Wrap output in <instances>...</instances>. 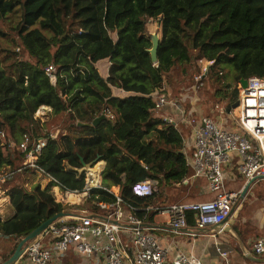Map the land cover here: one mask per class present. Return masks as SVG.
Segmentation results:
<instances>
[{
  "label": "trees",
  "instance_id": "obj_1",
  "mask_svg": "<svg viewBox=\"0 0 264 264\" xmlns=\"http://www.w3.org/2000/svg\"><path fill=\"white\" fill-rule=\"evenodd\" d=\"M151 19L162 26L157 63L148 51ZM103 60L110 62L108 77L97 68ZM50 65L56 68L55 83L45 71ZM224 69L239 82L264 79V0H0V176L12 174L0 186L16 210L8 221L0 217L2 263L12 255L9 244L15 251L56 214L81 211L57 202L50 187L27 190L28 178L38 173L16 172L22 158L14 156V145L24 134L46 139L39 164L62 187L82 191L80 156L87 164L100 157L102 186L116 187L126 203L145 208L151 197L136 198V182L157 180L162 196L166 187L181 188L193 171L187 141L166 107L156 109V98L164 94L194 117L216 120L217 109L202 115L195 105L209 80L221 82ZM201 73L198 87L195 76ZM228 86L214 94V108L226 101L229 108L239 98L238 91L229 97ZM114 89L134 95L117 97ZM43 106L64 118L52 133L36 118ZM106 110L113 118L92 125ZM99 166L103 163L92 169ZM88 200L94 211L97 200L115 198L97 188ZM137 214L143 218L147 212ZM196 221V213H188L192 228Z\"/></svg>",
  "mask_w": 264,
  "mask_h": 264
},
{
  "label": "built area",
  "instance_id": "obj_2",
  "mask_svg": "<svg viewBox=\"0 0 264 264\" xmlns=\"http://www.w3.org/2000/svg\"><path fill=\"white\" fill-rule=\"evenodd\" d=\"M211 64L212 62L207 63ZM207 65L203 66L205 74ZM45 71L55 83L56 68L50 65ZM203 78L204 73L195 76L198 87L203 85ZM239 100L237 114L233 119L236 128L230 129L222 121L211 117H194L180 109L175 102H170L164 94L156 98L158 111H162L169 104L177 107L182 121L191 130L193 151L189 160L193 171L178 186H188L198 178L206 179L210 191L214 194V198L207 201L160 206L157 201L159 183L148 178L136 182L132 188L138 199L151 197L147 207L138 208L126 203L116 187L104 188L101 178L92 185L89 181V170L84 169L80 171V177L85 176L84 189L68 190L47 174L39 164L47 146L46 139L24 134L19 144L14 145L22 158L21 166L16 172L33 169L49 178L53 189H57V194L59 193L60 199L55 197L57 202L72 204L74 197H90L91 191L97 188L106 190L115 200H97L94 203V211L85 210L59 218L46 232L28 244L23 258L26 257L35 264H53L56 254L64 258L68 251L74 249L89 259L94 260L93 257L97 255L98 259L92 264H204L199 258L187 253L179 254L169 263L170 249L161 244L154 231L165 230L183 234L194 229L200 232L229 221L244 199H241L243 191H227L223 171L225 165L237 166L246 183L256 180L253 183L255 185L264 180V79L249 78L247 87L240 88ZM217 112L222 116L227 114L225 107L217 108ZM104 115L113 118L109 110H106ZM169 121L174 122L173 118H169ZM11 175L6 173L0 176V181ZM140 211L167 215L166 227L148 226L147 216H138ZM190 212H195L197 217L193 228L188 223ZM192 235L196 236L195 233ZM254 250L258 255L264 254V236L254 244ZM217 251L221 257V262L217 264H231L229 252L220 247Z\"/></svg>",
  "mask_w": 264,
  "mask_h": 264
},
{
  "label": "crops",
  "instance_id": "obj_3",
  "mask_svg": "<svg viewBox=\"0 0 264 264\" xmlns=\"http://www.w3.org/2000/svg\"><path fill=\"white\" fill-rule=\"evenodd\" d=\"M109 67H110L109 60H103L97 64V68L99 69L103 77H108ZM114 95L117 97L125 98L128 95H134V94L130 92H125L121 89H114ZM43 108H46L48 112L51 111L50 110L51 108L48 106H44ZM164 110L167 113V117L173 118V120L177 123V127L184 135L185 141H187V151H188L187 154L190 157L192 154L190 148L193 147L192 145L193 139L190 128L185 122L182 121V117L180 116V110L175 109L170 104L166 106ZM14 152H15L14 156L16 157V154L18 153L16 151ZM102 163H103V167L99 166L96 169L93 170L90 169L91 172L89 173V176H90V183L92 185H95L100 180V178L102 181V173L103 170L105 169V162L102 161ZM223 171H224L227 191L244 190L247 183L244 177L240 174L237 166L225 165ZM46 179H48L49 180L48 182H50V192L59 200L60 197H59V193L57 194V189H53V185H51L52 183L49 178ZM262 183H264V180L259 181L251 188L254 189L255 187L259 186ZM191 185H194L193 187L197 189L199 195L198 196L199 200L192 202L207 201L214 198V194L210 191L208 186V181L206 179H204V181L200 184L196 183L195 181L188 186ZM182 187H187V186H182ZM0 190L4 193V196L7 197V199L6 198L3 199V202L5 200L6 202L7 200L10 201V205L7 203L6 206L3 205L5 208H7L6 209L7 215L5 216V218H2L0 216L4 221H8L16 216V210L11 204L10 196L7 195L6 191L1 186H0ZM245 198H247V195ZM176 200H178L177 203L169 202L167 204H159V205L169 206V205H176L182 203H189V200H185V197L182 198V196H180V198ZM78 204L79 203H76V201H74L72 204L69 205L77 206ZM83 211L85 210L77 211L75 213H82ZM146 216L148 217V219L150 217V222H147L148 226L156 227V228L166 227V223L168 222L167 215L161 213L152 214L147 212ZM236 217H238V214H236ZM228 225L232 227L230 231H225L221 227H211L200 232L191 229L187 233H183V234L171 233L165 230H155L154 233L157 235L161 244L163 246H167L170 249L169 263H171L172 260L178 257L179 254L187 253L199 258L204 264H217L221 262V257L217 251V248L220 247L223 251L230 253L231 264H264V254L258 255L254 250V244L257 242L258 239H260L264 235L258 238L257 240L252 239L250 242L243 241L241 236L240 235L238 236L234 218L228 221ZM193 233H195L196 236H193L192 235ZM233 241L234 244L237 245V248L232 247ZM13 246L14 244H9L11 253L13 250L12 249ZM6 247L8 248V243L6 244ZM0 251L3 250L0 249ZM56 255L54 257L53 264H92L98 259L97 255L93 257L94 260L86 258L83 255L77 253L74 249L68 251L67 255L64 258H60L58 257V255L57 256ZM250 255H252L253 258H249ZM0 264H3L1 256H0ZM17 264H35V263L30 261L28 258L24 257Z\"/></svg>",
  "mask_w": 264,
  "mask_h": 264
},
{
  "label": "rangeland",
  "instance_id": "obj_4",
  "mask_svg": "<svg viewBox=\"0 0 264 264\" xmlns=\"http://www.w3.org/2000/svg\"><path fill=\"white\" fill-rule=\"evenodd\" d=\"M155 33L159 34L160 39H161L162 38V26H161L160 21L151 19L148 22L147 34L150 35V34H155ZM195 67L197 68V71L200 72V68L198 69L196 65ZM223 72H224V75L220 83L211 82L209 80V83L206 84L205 88L200 93V100H198L195 106L197 107L198 112L201 113L202 115H211L212 111L219 107L220 108L225 107L226 109L228 108L226 106L228 101L222 102L219 107L217 105L214 108V104L218 100V99L215 100L216 98H214V94L219 88H222L223 86L228 84L229 86H228L227 92L230 95L229 97L231 96L234 97L235 91H238L240 93L241 84L236 79L234 72L230 71L229 69H224ZM179 88H181V90L184 91V88L182 87H179ZM190 103L195 104V101L192 100ZM43 107H41L38 110L36 118L41 121L42 127H44V130H45V133H48V132L50 133V132H53L54 129L59 128L63 125L64 118L63 116L54 117L52 108L50 109L51 111L48 112V110H46V108H43ZM236 114L237 112L235 109V110H232L231 113H229V115L226 114L222 116L221 114L216 113V115L215 116L213 115V117L216 118V120L218 121H222L228 128L235 129L236 123L233 119ZM14 150L18 154H20V151L18 150V148L14 147ZM99 162H102V161H99ZM18 166H21V162L19 163ZM86 170L88 171L89 169L87 168ZM91 170L93 169L91 168ZM90 172L91 171H89V173ZM46 178L47 177L40 175V174L30 176L28 178V183L26 185L27 190L33 191V189L37 185H40L42 189H48L50 187V182H48L49 180ZM195 181L196 183L200 184L204 181V179L198 178V179H195L193 182ZM194 185L187 186V187L180 186L181 188L166 187L163 190L162 196H161V188L159 187L157 201L158 203H161V204H167L169 202L177 203L178 200L176 199H179L180 196H182V198L185 197V200H189V202L199 200L198 191L196 188L193 187ZM88 199L89 197H77V198L74 197L72 200H75L76 203H79L77 207H79L81 210L90 211V210H93V206H92V203L89 202ZM69 207L70 205L68 204V208ZM74 210L77 211L79 209H74ZM235 213L238 214V217H236ZM233 218L235 219V225L237 228L238 236L240 235L243 241L250 242L252 239L257 240L258 238L264 235V183L260 184L254 189L251 188L249 190L247 194V198H245L243 201L239 203L231 219ZM232 247L237 248V245L234 244V241H233Z\"/></svg>",
  "mask_w": 264,
  "mask_h": 264
},
{
  "label": "water",
  "instance_id": "obj_5",
  "mask_svg": "<svg viewBox=\"0 0 264 264\" xmlns=\"http://www.w3.org/2000/svg\"><path fill=\"white\" fill-rule=\"evenodd\" d=\"M148 35V34H147ZM148 37L151 39L152 41V48L149 49V53L151 54V59L154 63L158 62V50H159V46H160V36L159 34L155 33V34H150L148 35ZM240 84L243 88L247 87L248 85V79L242 78L240 81ZM240 103L239 98L235 101V103H233L229 108L226 109L227 114L231 113L232 110H235L238 108ZM106 115H102L100 117H97L93 120L92 125L96 126L98 125V123H100L102 120L106 119ZM80 160L81 163L83 165V169L86 170L93 168V166L97 165L100 161V157H98L96 160H94L91 164H87L84 160L83 157L80 156ZM256 180H253L249 183L246 184L242 195H241V199H244L246 197V195L248 194L250 188L252 187L253 183ZM68 215L65 212H60L58 214H56L55 216H53L52 218L48 219L46 222H44L40 227H38L37 229H35L32 233H30L27 237H25L17 246V248L15 249V251L12 252L11 257L5 261L3 264H17L18 262H20V260L23 258L25 250L29 244V242L37 239L42 233L46 232L47 229L54 223L56 222L59 218H62L64 216ZM218 227L223 228V230L225 231H230L232 229V227L230 225H228V221L226 220L224 223L220 224ZM249 258H253L252 255L249 256ZM259 260V259H258Z\"/></svg>",
  "mask_w": 264,
  "mask_h": 264
},
{
  "label": "bare ground",
  "instance_id": "obj_6",
  "mask_svg": "<svg viewBox=\"0 0 264 264\" xmlns=\"http://www.w3.org/2000/svg\"><path fill=\"white\" fill-rule=\"evenodd\" d=\"M89 171H90V169H89ZM5 198L7 199V197L4 196V193L0 190V216L2 218H5V216L7 215V212H6L7 208H5L3 205L6 206V203L10 205V201L9 200H7V202H6V200L3 202V199H5Z\"/></svg>",
  "mask_w": 264,
  "mask_h": 264
}]
</instances>
